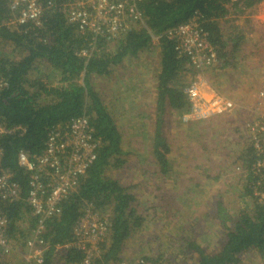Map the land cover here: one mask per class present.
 I'll return each instance as SVG.
<instances>
[{
	"label": "trees",
	"instance_id": "obj_1",
	"mask_svg": "<svg viewBox=\"0 0 264 264\" xmlns=\"http://www.w3.org/2000/svg\"><path fill=\"white\" fill-rule=\"evenodd\" d=\"M39 1L43 6L47 2L53 6L43 13V27L33 29L29 26L9 27L7 2L0 0V43H7L18 52L16 58L0 56V124L7 129L18 126L25 129L23 133L10 132L0 138V171H8L21 191L16 200L0 202V215L6 220L7 237L14 246L22 249L35 222L30 219L23 202L27 184L17 167L16 155L20 150L39 154L50 129L85 114L97 140L95 159L79 177L76 187L61 201L60 214L44 222L40 236L44 251L40 264L81 263L83 255L65 246L73 240V225L89 206L100 215H107L110 224L107 241L90 264H118L122 260L123 244L142 227L144 217L137 213L134 205L137 199L131 187L122 186L108 175L110 169L125 165L128 152L122 146V135L116 123L119 112L105 103L94 84L96 81L111 82L114 71L124 60L137 59L157 50L156 60L151 61L154 68V86L150 87L152 98L146 99L144 106L139 105L137 113L133 106L129 105V110L141 119L143 130L153 129L149 151L164 184L168 171L172 169L167 159L170 145L164 136V127L171 117L181 122L179 118L187 108L182 90L194 72L186 57L177 54L174 43L162 34L187 22L195 13L199 14L209 43L217 54L216 66L221 68L227 57L225 48L235 43L236 54L241 38H223L219 22L229 16L240 17L262 0H142L138 8L145 27L123 34L111 51L99 43L89 59L76 56L79 49L86 48L87 39L64 19L63 6L69 0ZM151 35L157 37L155 43ZM41 64L47 65L48 72L41 73L38 67ZM144 107L152 112V116ZM210 120L182 125L186 131H193L199 137L203 133L199 125ZM252 120L253 116L247 125ZM246 145L237 157L246 176L237 198L236 219L224 233L225 240L219 243L217 252H206L195 241L187 243L184 250L197 253L196 264H236L239 254L248 249H255L264 259V202H258L259 195L264 193V168L257 174L252 171L253 165L262 157L255 155L251 142ZM191 185L194 188L200 186L198 182ZM164 211H172V208L167 206ZM192 220L203 221L197 215ZM22 221L26 223L23 229L19 228ZM153 263L164 264L156 260ZM0 264L13 263L0 257Z\"/></svg>",
	"mask_w": 264,
	"mask_h": 264
},
{
	"label": "rangeland",
	"instance_id": "obj_2",
	"mask_svg": "<svg viewBox=\"0 0 264 264\" xmlns=\"http://www.w3.org/2000/svg\"><path fill=\"white\" fill-rule=\"evenodd\" d=\"M224 20L219 22L223 38H241L236 54L235 43L224 50L227 55L225 63L232 62L235 65V90L232 94L235 97L243 95L241 100H235L239 102L237 114L235 117L232 114L224 119H211L199 125L203 130L199 137L193 131H186L182 121L171 117L164 127V136L170 145L167 159L172 169L168 171L164 184L158 177L157 165L141 162L145 159L154 161L148 145L149 137L152 138V127L143 130L142 125L138 124L140 118H136L130 110L120 114L122 108L129 106L128 98L135 94L138 99L137 94L140 92H130L129 88L119 89V86L146 87L147 84L138 79V74L154 70L151 61L156 60L157 50L142 54L137 59L124 60L114 71L111 82L96 81L94 84L108 105L112 93L120 99L111 108L118 107L116 123L122 135V145L129 149L125 165L120 169H110L108 175L122 186L131 187L137 199L134 204L137 213L144 217L142 227L122 246V259L126 263L143 256L164 264H196L197 253L184 250L187 243L195 241L206 252H217L219 243L225 240L224 233L236 219L237 198L242 192L240 189L246 176L237 157L248 146L246 143L250 142L247 124L252 117L254 93L258 85L264 82V24L257 23L256 30L246 37L241 27L250 24V21L243 19V15L237 18L236 25L235 16ZM3 45L8 48L9 44L1 42L0 49L4 48ZM9 50L12 53L8 58L18 56L17 50ZM38 67L41 73L48 72L47 65ZM123 79V84L118 85ZM257 79L260 80L257 82ZM164 118L166 120L167 116ZM196 182L200 186L194 188L191 184ZM167 206L172 208L173 213L164 211ZM196 215L203 221H193ZM25 226V221H22L19 228ZM4 258L10 263L20 264L19 258L10 254ZM238 258L236 264H264V259L255 249L241 252Z\"/></svg>",
	"mask_w": 264,
	"mask_h": 264
},
{
	"label": "built area",
	"instance_id": "obj_3",
	"mask_svg": "<svg viewBox=\"0 0 264 264\" xmlns=\"http://www.w3.org/2000/svg\"><path fill=\"white\" fill-rule=\"evenodd\" d=\"M142 0H69L62 13L67 24L73 25L80 36L87 39L86 48L76 56L89 59L101 43L113 50L123 34L145 27L138 8ZM10 18L9 27H43V13L53 6H43L39 0H6ZM174 43L177 54L186 57L194 75L182 92L187 103L181 115L182 123L206 122L213 118H226L236 111L237 105L226 96L208 89L203 75L217 65V54L203 29L202 18L195 13L187 22L168 29L162 34ZM156 36L151 35L152 41ZM1 84V82H0ZM252 122L248 125L249 141L256 156L262 157L252 167L257 174L264 168V82L254 93L251 107ZM25 132L22 127L7 129L0 124V138L10 132ZM89 118L83 114L70 118L63 125L50 129L39 154L20 150L16 155L17 167L26 179L27 193L23 200L29 217L35 222L25 246L20 249L7 237L6 220L0 215V257L9 254L18 257L22 264H40L43 258L44 222L60 214V203L72 191L80 176L95 159V140ZM1 154V149H0ZM245 173V170H244ZM19 185L6 170L0 171V202L9 203L20 196ZM254 195H258L255 193ZM264 202V193L258 197ZM110 224L107 215H100L92 207L84 208L73 225V240L65 247L79 251L83 257L80 264H90L107 241ZM118 264H154L153 259L140 256L131 263L121 260Z\"/></svg>",
	"mask_w": 264,
	"mask_h": 264
},
{
	"label": "crops",
	"instance_id": "obj_4",
	"mask_svg": "<svg viewBox=\"0 0 264 264\" xmlns=\"http://www.w3.org/2000/svg\"><path fill=\"white\" fill-rule=\"evenodd\" d=\"M242 15H243V19H247V21H250L249 22L250 24H246L245 27L242 26L241 27V31L243 32V34L246 37H250L251 34L256 30L257 23H259V24H262L263 23L264 24V0H262L261 2H259L258 4H256L255 6L251 7L250 9L246 10ZM223 21H225V20H223ZM236 24H237V18L235 19V25ZM236 28H238V27H235V29ZM3 47H4L3 49H0V56H6L7 55V56L10 57V55H11L12 52H9L8 51V48H12V47L9 46V45H8V48L5 47L4 45H3ZM231 59H232V57H231ZM234 66H235L234 63H232V62L225 63V60H224V61H222L221 68H219V66L218 67L215 66L211 70L207 71L203 75V77L207 81V84H208L207 85L208 86L207 88L208 89H212V90H214V91H216V92H218V93L226 96L234 104L236 102L237 105H238V107H239V102H237L235 100H241L243 95H240L239 97H235L236 95H233L232 94V91L235 90V70H234ZM138 75H139L138 79L143 80L147 84L146 87L137 88L136 85L135 86H132V85H124L123 86L121 84H123V81L125 79H123L121 82L118 83V85H121V86H119V89L120 88H129L130 90L129 89L128 90L130 92H132V91H135L136 93L137 92H140V93L137 94L139 96L138 99H137V96H134L135 94L132 95V97H129L128 98L129 105L134 107L135 113H137L140 110V108L138 107L139 105H143L144 106L145 100L152 98V94L150 92V91H152V88L150 89V87H153L154 86V82H153L154 70H152L150 73L148 72V70H145L141 74H138ZM191 78L192 77H190L189 80ZM259 80L260 79H257V82ZM188 81H186V83ZM130 86H132V87L130 88ZM110 99H111L110 100L111 101L110 102V105H108L107 102L104 100L105 103L110 108L114 106V104L116 103V101H119L120 102V99H117V97H116V95L114 93L111 94ZM114 108L116 109L118 107H114ZM141 109H143V108H141ZM126 110H129V106H127L126 108H122L121 111H120V114L124 113ZM144 110L146 111V113L147 112H150L148 109L146 110L145 107H144ZM151 113L152 112H150V114ZM232 114L235 117V110H234V112ZM128 122L130 123V121H128ZM138 124L139 125H142L141 119L138 120ZM132 126H133V124H132ZM123 148L124 149H127V150L129 149L126 146H123ZM141 162L153 163V160L148 161L146 159V160L141 161ZM16 258L18 259V257H16ZM4 259H6V258H4ZM18 261L20 262V264H22L19 259H18Z\"/></svg>",
	"mask_w": 264,
	"mask_h": 264
}]
</instances>
